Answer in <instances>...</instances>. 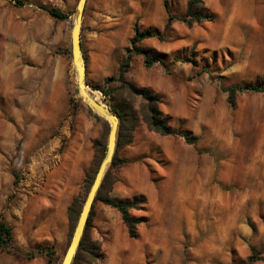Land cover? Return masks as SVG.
Instances as JSON below:
<instances>
[{"label":"rangeland","instance_id":"rangeland-1","mask_svg":"<svg viewBox=\"0 0 264 264\" xmlns=\"http://www.w3.org/2000/svg\"><path fill=\"white\" fill-rule=\"evenodd\" d=\"M126 1L115 12L107 1L87 0L80 42L87 88L109 108L130 102L137 114L132 141L117 150L128 161L112 167L103 194L143 197L130 214L145 221L132 238L115 208L95 202L88 235L99 249L91 264H264V93L239 92L232 105L224 90L264 87V0H202L212 20L174 19L167 28L163 0H138L137 10ZM167 2L180 16L188 0ZM76 3L0 0V220L12 228L13 247L0 250V264L37 257L46 264L44 254L26 257L42 244L60 263L75 223L68 207L84 200L106 149L109 123L81 99L71 60ZM135 22L158 33L137 43L158 57L149 67L128 51ZM125 82L157 94L169 125L197 142L149 129L145 101ZM77 137L86 147L82 166L64 174Z\"/></svg>","mask_w":264,"mask_h":264},{"label":"trees","instance_id":"trees-1","mask_svg":"<svg viewBox=\"0 0 264 264\" xmlns=\"http://www.w3.org/2000/svg\"><path fill=\"white\" fill-rule=\"evenodd\" d=\"M15 4L21 6L24 4V0H14ZM163 6L167 13V20L165 24V28H167L174 19L181 20L182 22L186 23L187 25H191L195 22H200L203 20H212V16L203 6L202 0H188L186 4V10L183 15L176 16L171 12L170 6L167 0H163ZM49 15L57 19H66L67 15L64 11L59 8L51 7V8H44L41 6ZM158 35L156 30L150 29H141L137 22L133 25V35L130 37L129 41L131 44L132 49H128V51H132L135 54L143 55L144 64L146 67L151 66L154 62H156L158 57L150 56L149 52L142 47L138 46L137 43L142 41L145 38L152 37ZM128 55L123 58V61L120 63L119 66V79L124 81V72L128 67ZM125 85L128 89V92L131 95H138L144 101V110L142 113V117L146 122L149 129L158 132L161 135H176L184 139L186 143L195 144L197 142V138L185 129L182 128H172L169 125V118L168 116L164 115L161 110L158 108V103L160 102V98L157 94L153 93L148 88L138 87L134 83L125 82ZM225 91L229 93V102L233 105L235 95L239 92L243 91H255L264 93V87L256 86L253 84H244V85H233L224 88ZM111 110L118 116L119 118V125L117 131V142H116V150L112 159V162L109 165L108 170L106 171L100 187L96 193L93 205L97 201H101L102 203L109 205L110 207L115 208L121 216L122 222L124 223L125 227L127 228L128 235L132 238L137 236V225L145 221V218L142 217H135L131 216L130 210L132 209H139L141 208V204L144 202L143 197H138L132 200H117L113 199L109 195L103 194V190H106L110 187L111 183V175L110 170L112 167L119 165L121 163H126L128 160L123 157H119L117 155V150L119 148L120 143L128 144L132 141V130L137 121V114L135 109L132 106V103L125 102L122 106H114L110 105ZM96 117H100L95 114ZM106 121V120H105ZM97 143H94V146L97 147ZM105 153V148L103 149ZM92 171V166L89 167L87 178H89V174ZM95 172V171H94ZM94 176V175H93ZM93 179V177H92ZM88 182V189L92 182V180L86 179ZM84 200L78 199L75 197L71 204L68 207L69 211V219L71 222H76L80 208L82 206ZM93 205L88 215L84 231L77 248V251L73 257L71 264H82L83 262L86 264H91V259L96 256L95 250L99 249V244L96 241H92L88 235V229L90 227L92 213H93ZM75 224V223H74ZM12 228L9 226L5 221L0 220V250H7L11 251L13 249L12 244ZM37 254H44L47 257L46 264H60L57 262V257L54 253V250L51 246L47 244H42L35 250L29 251L26 255L28 259L35 257ZM97 257H102V254H98ZM257 257V256H253ZM252 259V258H249Z\"/></svg>","mask_w":264,"mask_h":264},{"label":"water","instance_id":"water-1","mask_svg":"<svg viewBox=\"0 0 264 264\" xmlns=\"http://www.w3.org/2000/svg\"><path fill=\"white\" fill-rule=\"evenodd\" d=\"M86 1L87 0H77L76 3L74 21L70 31L71 60L76 72L77 88L79 90L81 99L89 105L90 109L94 113L109 123V129L107 132L105 153L94 172L92 182L80 208L77 220L73 226L71 236L61 258L60 264H71L77 251L96 193L115 153L119 125L118 116L108 106H103L97 102L85 89V87H87L85 81L86 62L80 42V30Z\"/></svg>","mask_w":264,"mask_h":264},{"label":"bare ground","instance_id":"bare-ground-1","mask_svg":"<svg viewBox=\"0 0 264 264\" xmlns=\"http://www.w3.org/2000/svg\"><path fill=\"white\" fill-rule=\"evenodd\" d=\"M82 24V23H81ZM25 88V87H24ZM85 89L87 90V92H89V94L97 101L99 102L101 105L105 106V103H103L100 99V97L97 95L96 92L94 91H90L87 87H85ZM88 128V127H87ZM89 129V128H88ZM87 130V129H86ZM80 137H77V139H74L73 143L71 145H73L71 151L67 154V156H65L63 165L61 167V171H63L64 174H72V175H76L79 171V169L82 166V155L86 149L85 144L81 145V142L79 141ZM82 140V139H81ZM83 142V141H82ZM86 143L88 141H85ZM70 148V147H69ZM88 149V148H87ZM86 152V151H85ZM85 154V153H84ZM85 158V157H84ZM85 160V159H84ZM85 162V161H84ZM85 164V163H84ZM62 173V172H59ZM72 177V176H71ZM59 178V176H58ZM69 179V178H67ZM69 182V181H68ZM67 182V183H68ZM65 183V182H64ZM66 183V184H67ZM137 187V186H136Z\"/></svg>","mask_w":264,"mask_h":264},{"label":"crops","instance_id":"crops-1","mask_svg":"<svg viewBox=\"0 0 264 264\" xmlns=\"http://www.w3.org/2000/svg\"><path fill=\"white\" fill-rule=\"evenodd\" d=\"M104 1H107L108 5L106 7V9L108 10H111V11H118L120 10V6L119 4L121 3H128L126 0H104ZM129 3H131V5L133 6V9L134 10H137L138 9V0H132V1H129ZM140 229V227H139ZM144 228H141V233L142 235L145 234ZM45 260L43 257H37V258H34V259H31L29 261H27L26 264H44ZM142 263V260L138 258V264H141ZM14 264H18L17 262H14Z\"/></svg>","mask_w":264,"mask_h":264}]
</instances>
